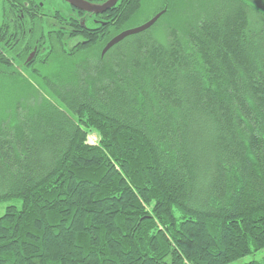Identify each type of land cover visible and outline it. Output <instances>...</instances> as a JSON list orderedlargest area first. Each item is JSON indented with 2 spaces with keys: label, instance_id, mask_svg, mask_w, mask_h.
<instances>
[{
  "label": "trees",
  "instance_id": "1",
  "mask_svg": "<svg viewBox=\"0 0 264 264\" xmlns=\"http://www.w3.org/2000/svg\"><path fill=\"white\" fill-rule=\"evenodd\" d=\"M141 1L34 20L43 90L0 62V264H264V0L101 54Z\"/></svg>",
  "mask_w": 264,
  "mask_h": 264
},
{
  "label": "flooded vegetation",
  "instance_id": "2",
  "mask_svg": "<svg viewBox=\"0 0 264 264\" xmlns=\"http://www.w3.org/2000/svg\"><path fill=\"white\" fill-rule=\"evenodd\" d=\"M61 5L65 9L68 8V11L60 9ZM70 7L80 10L65 0H0V62L20 66L34 61L40 55L37 53L36 40H33L35 45H29L31 49L26 46L31 40L30 34L33 26L31 23L34 20L41 21L42 18L50 22L55 12L70 13ZM26 29L28 37H25Z\"/></svg>",
  "mask_w": 264,
  "mask_h": 264
},
{
  "label": "rangeland",
  "instance_id": "3",
  "mask_svg": "<svg viewBox=\"0 0 264 264\" xmlns=\"http://www.w3.org/2000/svg\"><path fill=\"white\" fill-rule=\"evenodd\" d=\"M225 0H186V1H182V0H142L141 1V5L139 7V9L132 15V17L123 25V27L121 28V31H125L128 29H133L136 28L142 24H144L147 20H149L152 16H154L156 13H158L162 4L164 2H168L170 4V8H174V9H180L184 6V8H190L192 9V11L194 13H198L201 11L207 12L210 10H216V11H220V7L222 2ZM62 7H60V9H65V7L63 5H61ZM167 7V6H165ZM66 10V9H65ZM157 11V12H156ZM175 12L170 14L169 16L166 17V15L160 17L156 24L153 26L152 28V32L155 35L156 39H159L161 42L164 41V32H165V28L163 26L169 24V25H175L176 22L178 21L179 17L181 16V11L180 10H174ZM156 12V13H155ZM60 62V60L55 59L52 60L46 64H41L38 66L36 71H40V73L42 75H51L58 63ZM37 67V66H36ZM35 67V68H36ZM14 68H17L23 75L22 76H18V77H14L12 78L13 81H16L17 83H21L23 80L27 81L29 83H31L32 85H34L37 88H42L43 85H41L40 81L41 79L34 77V73L32 74L31 69H28L27 71L23 72V70L21 69L20 66H14ZM31 71V72H30ZM39 81V82H38ZM39 92L41 91L40 89H38ZM43 90V88H42ZM20 96L24 95V89L21 87L20 89H18L17 91ZM42 94V93H40ZM10 94L9 93H2L0 95L1 100L4 99H8L7 97H9ZM10 201L7 202H0V214L2 213L4 207L9 204ZM17 202V201H15ZM19 204V202H17ZM264 251H259L258 255L263 254ZM259 257V256H258ZM249 259L248 257H245L237 262H233L230 264H237L239 262H241L242 260H247Z\"/></svg>",
  "mask_w": 264,
  "mask_h": 264
},
{
  "label": "water",
  "instance_id": "4",
  "mask_svg": "<svg viewBox=\"0 0 264 264\" xmlns=\"http://www.w3.org/2000/svg\"><path fill=\"white\" fill-rule=\"evenodd\" d=\"M65 1H67L73 7H76L80 10L87 11V12H94V13L104 12L117 2V0H107L105 3L99 5V4H91L84 0H65ZM163 11L156 13L149 20H147L144 24L136 28L128 29V30H125V31H122L116 34L108 42H106L104 48L102 49L101 54H103L108 48L118 43L126 36L148 29L150 26H152L155 23V21L159 18V16L163 13Z\"/></svg>",
  "mask_w": 264,
  "mask_h": 264
}]
</instances>
